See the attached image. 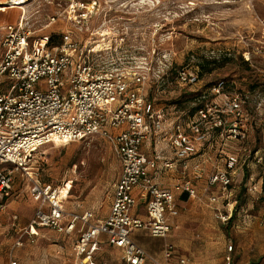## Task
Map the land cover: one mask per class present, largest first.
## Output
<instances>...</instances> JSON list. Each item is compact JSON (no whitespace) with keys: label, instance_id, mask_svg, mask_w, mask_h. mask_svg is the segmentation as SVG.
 Returning a JSON list of instances; mask_svg holds the SVG:
<instances>
[{"label":"built area","instance_id":"2783aa9c","mask_svg":"<svg viewBox=\"0 0 264 264\" xmlns=\"http://www.w3.org/2000/svg\"><path fill=\"white\" fill-rule=\"evenodd\" d=\"M67 1L63 13L75 30L38 36L30 42L33 35L30 29L24 28L22 15L16 22L0 25L6 31L0 54V86L5 87L0 88V199L13 193L16 171L32 177L27 161L40 146L50 142L66 143L101 136L110 143L121 162V172L114 183L109 213L99 221L94 220L92 211L77 213L65 208L64 197L71 187L70 181L63 186H52L31 179L29 193L37 206L13 247L22 246L25 235L33 239L38 235V228L47 227L66 235L77 231L73 250L78 264H97L100 234L123 249L124 261L117 264H146L147 260L152 264H166L151 256L132 238L131 232L146 229L153 237L168 235L170 218L179 213L174 192L197 196L193 179L201 176V167L199 163L189 166L187 159L205 145L213 144L211 139L221 138L222 144L211 148L219 150L225 165L210 173L207 183L209 187L218 184L222 195L228 196L239 158L235 152L225 151L223 144L227 136L245 135L240 129L242 99L238 93L225 94V81L221 79L210 88L215 95L223 94L221 102L210 101L185 119L175 112L166 115L156 108L147 89L151 86L153 68L147 61L141 64L139 60H146L156 52L155 39L147 53L138 57V48L130 44L129 22H123L120 29L105 21L93 24L104 8L113 9L110 0ZM14 6L17 4H4L0 8ZM61 15L51 16L49 23ZM77 30L87 33L81 35ZM51 36L56 43H50ZM169 53L161 54L158 78L169 70ZM199 71L198 66H181L176 69L174 82L194 85L200 80ZM260 77L264 88V71ZM153 132L170 134L174 156L182 164L184 177L172 187L156 182L153 172L160 163L164 169H176V162L158 160L143 151V143ZM136 187L138 196L133 193ZM219 198L210 195L209 201L217 203ZM138 200L146 203L147 219L132 214ZM4 207L0 203V209ZM233 210L234 207L218 208L215 216L228 223ZM232 249L229 245L224 264H232ZM164 254L167 259L172 257L170 244L165 245ZM179 261L185 263L184 258ZM8 264H18V261L11 259Z\"/></svg>","mask_w":264,"mask_h":264},{"label":"rangeland","instance_id":"374dc122","mask_svg":"<svg viewBox=\"0 0 264 264\" xmlns=\"http://www.w3.org/2000/svg\"><path fill=\"white\" fill-rule=\"evenodd\" d=\"M109 2L113 9L104 8L95 17L94 26L105 21L120 29L123 22H129L130 44L138 48V57L147 53L152 39H155L156 52L148 55L146 60H139L141 64L147 61L153 68V79L147 89L156 108L166 115L179 113L185 119L201 103L223 100V94L215 95L209 87L221 79L228 81L225 94L240 95L243 105L240 129L245 135L241 138L227 136L223 144L225 151H233L239 158L233 183V218L230 224H223L210 215L205 202H190L187 207H182L181 219L184 222L181 226L185 227L192 242L186 251L188 257L205 253L206 249L211 259L220 254L225 257L228 246L232 245V264H264V88L260 77L264 71V0ZM67 3V0H30L26 2L25 10L10 8L1 17L0 25L10 19L11 22L18 21L25 12L23 26L32 32L30 42L38 36L75 30L63 13ZM59 13L62 15L50 24V17ZM77 31L81 35L87 33L85 30ZM5 33L0 28V54ZM163 52H170L167 60L169 70L158 78ZM204 60L214 61L213 69L204 72L198 83L182 86L174 82L177 68L199 66ZM0 88L5 87L1 85ZM171 103L177 104L176 109H170ZM218 140L211 139L213 144L205 145V148H218L222 144L221 140L217 143ZM253 150H257L255 154ZM27 163L32 177L16 171L15 192L7 200L0 201L7 203L5 211L0 212V259L4 262L11 235L10 232L8 234V211L17 212L25 225L35 213L36 205L29 193L31 179L52 186H63L70 181L71 196L65 201L68 210L93 209L101 219L111 203L113 184L121 170L110 143L99 136L44 144ZM260 182L261 190L259 186L253 190L254 185ZM204 230H209L208 237L203 235ZM40 234L41 237L23 249L25 259H20V262L78 264L73 250L74 237L65 238L47 228H41ZM146 248L152 252V247ZM119 260V250L103 248L96 263L115 264ZM192 261L195 262V258Z\"/></svg>","mask_w":264,"mask_h":264},{"label":"crops","instance_id":"0c3cea01","mask_svg":"<svg viewBox=\"0 0 264 264\" xmlns=\"http://www.w3.org/2000/svg\"><path fill=\"white\" fill-rule=\"evenodd\" d=\"M10 8L0 11V21H1V17L9 10ZM12 20H8L7 22H11ZM6 23V22H5ZM97 136V135H96ZM101 137V136H99ZM170 134L166 133H160V132H153L143 143V151L146 155H148L149 157H153L156 158L158 160H162V159H171L174 160L176 162V169H164L161 165V163L159 164V168L157 171L153 172V176H154V180L156 182H158L160 185L165 186V187H172V185L175 182H178L180 180H182L183 176V172H182V164L180 162V160H177L174 156L173 153V147L170 144V140H169ZM103 138V137H101ZM104 139V138H103ZM219 140L217 141V143L220 141L221 138H218ZM116 156V155H115ZM117 157V156H116ZM118 158V157H117ZM119 160V159H118ZM187 163L189 166H193L195 164H200L201 167V176L194 178L193 179V183H194V187L197 188V196L195 197H189L188 194L186 192H182V191H177L174 192V204H176V208L178 209L179 213L177 216L175 217H171L170 218V223H171V228L168 232V235L165 238H158V237H153L148 230L146 229H135L131 232V235L133 236L132 238L139 244L141 245L149 254H151V256H153L156 260L160 261L161 263H171V264H181L180 263V259L184 258L185 259V263L183 264H224V259L225 257H222V255H218V257H213L212 259L210 258V256L208 255V249L205 250V253L201 252V254H196L198 252H195L192 257H188V254L186 253V251H189V248L191 247V241L189 240V234L188 232H186L185 227L183 228L181 226L183 219H181V214H182V209L184 207H187L189 205L190 202H205L206 205L209 207V213L212 217H214L216 220H218V222H221L223 224H230V221L233 218V214L235 213V208L232 211V216L229 220L228 223H224L222 220H220L218 217L215 216V211L218 208H222L223 210H225L227 207H235L234 205V200H233V183L235 181V176L237 173V167L235 168V170L233 171L234 173H232V178H233V182L231 184V189L230 193L228 194V196L222 195L220 186L214 185L212 187L208 186L207 183V177L210 173H212L213 171L217 170V169H221L224 167L225 165V160L224 157L221 156V154L219 153V150L217 149H213V148H205L203 147L202 149H200L198 151L197 154L192 155L191 157H189L187 159ZM120 166H121V162H120ZM189 172H187L188 175L191 174V169L188 170ZM121 172V170H120ZM120 174V173H119ZM118 174V176H119ZM117 176V177H118ZM116 181V180H115ZM15 182V181H14ZM16 183H14V190L13 193L15 192V186ZM115 183V182H114ZM261 183L260 184H255L253 187L254 189H258V186L261 190ZM114 185V184H113ZM115 186V185H114ZM114 186L112 189V194H111V199L110 202L112 203V197H113V190H114ZM12 193V194H13ZM133 193L135 195H139V188H135ZM11 194V195H12ZM210 195H218L220 196L219 201L217 203H211L209 201V196ZM71 196V187L68 191V193L65 195L64 197V205H65V201H67V199ZM31 197V195H30ZM10 198V196L8 197ZM32 199V197H31ZM1 200H7L6 199H0ZM1 201V202H3ZM32 201L35 203V205L37 206V202L35 200L32 199ZM227 202L229 203L227 205ZM111 203H109V207L105 208L104 210V216L100 219L97 217L96 211H94L93 209H83V210H70V212H77V213H82L85 211H92L94 213V220H104V218L108 215L109 210H110V206ZM5 207L7 203H4ZM145 202H143L142 200H138V202L134 205L133 209H132V214L134 216H138L142 219H147V212H146V207H145ZM10 203L8 202V207H9ZM183 207V208H182ZM65 208L68 210V208L65 206ZM97 209V208H95ZM1 211H5V208L0 209ZM69 211V210H68ZM103 213V212H101ZM14 215H16V219H14ZM8 218H9V224H8V234L9 232L11 233V235L8 237V252H7V260L4 262L0 259V264H8V262L11 259H16L18 261V264H23L24 261V256H25V250H23L26 245L34 243L39 237H41L40 234V230L41 228H47V227H40L38 228V235L34 236V238H30L28 235H25L24 238V244L22 246L19 247H13V244L15 242V240L17 239L18 235L21 234L20 231L25 228L27 225H25L22 221L21 218L19 217V214L15 211H8ZM49 231H53L56 232L57 234H60L63 237H74V241L75 238L77 236V231H75L72 234H63L60 232H57L55 230H52L50 228ZM14 233L16 234L14 237ZM209 234V230H204L203 235H205L206 237H208ZM204 236V238H205ZM107 237L105 234H100V236H98V241H99V246L97 249V253H96V258L98 256V254L100 252H102L103 248H105L106 250H109V248H116V251L119 250L120 251V260L117 263H122L124 261V252L122 248H119L115 245H112L111 243H109V241L107 240ZM74 244V243H73ZM166 244H170L172 246L173 249V254L172 257L167 259V257H165L164 254V247ZM150 246L152 247V252H150L146 247ZM154 254V255H153ZM18 255L19 258H18ZM195 258V262L192 261V259ZM77 264V263H76ZM146 264H152V262L150 260H147ZM250 264V263H248Z\"/></svg>","mask_w":264,"mask_h":264},{"label":"trees","instance_id":"16d2710c","mask_svg":"<svg viewBox=\"0 0 264 264\" xmlns=\"http://www.w3.org/2000/svg\"><path fill=\"white\" fill-rule=\"evenodd\" d=\"M56 39L55 38H53V36H51L50 37V43L51 44H54V43H56ZM214 61H210V60H204L203 62H201L200 64H199V66H198V68H199V77H201L202 75H203V73L204 72H210L212 69H213V67L211 66L212 65V63H213ZM181 67V66H180ZM178 69V68H177ZM175 72H176V70H175ZM174 75H175V73H174ZM174 77V76H173ZM224 81H225V88H227L229 85H228V81L226 80V79H223ZM218 81V80H217ZM217 81H215L214 83H216ZM213 83V84H214ZM213 84L211 85V86H213ZM211 86H209V87H211ZM212 88V87H211ZM150 96V95H149ZM177 103V102H176ZM205 103H201L200 105H198V106H196L194 109H193V112L191 113V115H193L197 110H198V108L199 107H201V106H203ZM171 106H175V107H177V104H172L171 103ZM170 106V107H171ZM257 150H253L252 151V153L253 154H255V152H256ZM263 185H264V181H263Z\"/></svg>","mask_w":264,"mask_h":264},{"label":"bare ground","instance_id":"6f19581e","mask_svg":"<svg viewBox=\"0 0 264 264\" xmlns=\"http://www.w3.org/2000/svg\"><path fill=\"white\" fill-rule=\"evenodd\" d=\"M28 1H30V0H0V5H4V4H17V6H14V7H16L18 9H24L25 8V4ZM1 9H3V8H0V10ZM22 16H23V18L25 17V12L22 14ZM64 190H66V187H65Z\"/></svg>","mask_w":264,"mask_h":264}]
</instances>
